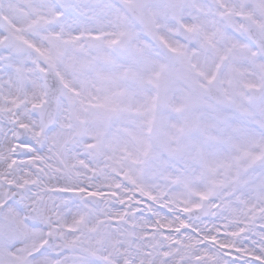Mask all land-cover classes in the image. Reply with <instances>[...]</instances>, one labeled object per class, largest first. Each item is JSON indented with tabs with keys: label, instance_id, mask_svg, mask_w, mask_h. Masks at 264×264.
Instances as JSON below:
<instances>
[{
	"label": "snow or ice",
	"instance_id": "6c2138e0",
	"mask_svg": "<svg viewBox=\"0 0 264 264\" xmlns=\"http://www.w3.org/2000/svg\"><path fill=\"white\" fill-rule=\"evenodd\" d=\"M0 264H264V0H0Z\"/></svg>",
	"mask_w": 264,
	"mask_h": 264
}]
</instances>
